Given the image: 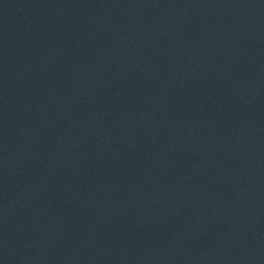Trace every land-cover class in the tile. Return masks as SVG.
<instances>
[{"label": "water", "instance_id": "obj_1", "mask_svg": "<svg viewBox=\"0 0 264 264\" xmlns=\"http://www.w3.org/2000/svg\"><path fill=\"white\" fill-rule=\"evenodd\" d=\"M0 264H264V0H0Z\"/></svg>", "mask_w": 264, "mask_h": 264}]
</instances>
